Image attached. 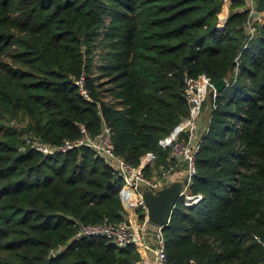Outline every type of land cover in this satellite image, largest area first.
<instances>
[{"label": "trees", "instance_id": "16d2710c", "mask_svg": "<svg viewBox=\"0 0 264 264\" xmlns=\"http://www.w3.org/2000/svg\"><path fill=\"white\" fill-rule=\"evenodd\" d=\"M222 6L0 0V116L24 121L0 129V264H138L132 243L75 237L81 223L124 219L123 178L85 145L42 153L27 136L61 144L106 123L126 160L152 151L168 167L158 140L189 112L184 77L202 72L229 82L210 94L191 184L200 198L174 206L165 264H264V22L250 37L244 0L224 21Z\"/></svg>", "mask_w": 264, "mask_h": 264}, {"label": "built area", "instance_id": "2783aa9c", "mask_svg": "<svg viewBox=\"0 0 264 264\" xmlns=\"http://www.w3.org/2000/svg\"><path fill=\"white\" fill-rule=\"evenodd\" d=\"M231 1L224 0L222 10L219 13L220 21L227 18L229 10L224 11L223 8H225V4L229 5L230 8ZM244 6L249 11L248 32L251 37L256 31L254 21L257 19L264 22V12L260 13L258 17L252 16L256 10L257 0H244ZM224 80L225 84H228L229 80ZM184 81V93L189 104V112L169 134L159 138L158 144L169 150V156L173 159V163L168 167L162 165L157 168L155 166L157 174L153 173L156 156L152 151L143 154L140 163L137 165L118 154L115 151L111 129L106 123L96 135L91 134L85 125L80 124V137L75 140H65L61 144L27 136V141L42 153L63 152L75 146L85 145L101 156L116 174L123 178L119 196L126 212L124 219L118 223H81L75 237L103 236L117 246L132 243L140 253V258L137 260L138 264H165L167 253L163 233L164 225H158L149 220V209L145 203L143 191L145 189L156 191L172 181L170 176L176 169L175 166L179 164L181 166L179 179L184 180L186 178L187 180L182 185L179 200L182 199L185 205H190L200 198L199 193L191 191V184L192 177L196 172V154L202 133L207 126L204 127L201 122L203 103L207 95L216 96L219 92L215 89V82L204 72L197 76L186 75ZM77 83L81 85V91L86 96L87 91L83 88L82 79L77 80ZM146 166H149L152 171L151 175L147 174Z\"/></svg>", "mask_w": 264, "mask_h": 264}, {"label": "water", "instance_id": "95a60500", "mask_svg": "<svg viewBox=\"0 0 264 264\" xmlns=\"http://www.w3.org/2000/svg\"><path fill=\"white\" fill-rule=\"evenodd\" d=\"M262 12H264V0H257L256 10L252 16L258 17ZM82 39L84 42V38ZM214 85L217 91H221L225 87V80H217ZM186 181V178L184 180H173L156 191L150 189L143 191L144 200L149 209V220L151 222L164 225V227L168 224L173 208L180 199L179 193L182 185ZM53 255L54 253L51 252L50 256L52 257Z\"/></svg>", "mask_w": 264, "mask_h": 264}, {"label": "rangeland", "instance_id": "374dc122", "mask_svg": "<svg viewBox=\"0 0 264 264\" xmlns=\"http://www.w3.org/2000/svg\"><path fill=\"white\" fill-rule=\"evenodd\" d=\"M210 103H211V101H210V94H209V95H207V97H206V99H205V101L203 103V117L204 118H206L207 115H208V112H209V109H210ZM10 122H13L14 125H19V127L24 124V121L23 122H19V123H15L14 120H12V119L10 120L8 117L0 116V129L4 128L2 124H8Z\"/></svg>", "mask_w": 264, "mask_h": 264}, {"label": "crops", "instance_id": "0c3cea01", "mask_svg": "<svg viewBox=\"0 0 264 264\" xmlns=\"http://www.w3.org/2000/svg\"><path fill=\"white\" fill-rule=\"evenodd\" d=\"M223 3H224V0H223ZM224 9V11H226L227 9L229 10V5H227V4H225V8H223ZM207 120H208V116L206 117V118H204V117H202V120H201V122H202V125H204V127L207 125ZM203 127V128H204ZM155 167V165L153 164V171H154V168ZM175 168L176 169H174V171H173V173L171 174V180L173 181V180H178L179 179V172H180V168H181V166L178 164V166H175ZM180 169V170H179ZM154 174H157V170L155 169V171L153 172ZM180 180V179H179ZM171 182V181H170ZM147 259H149V258H147Z\"/></svg>", "mask_w": 264, "mask_h": 264}]
</instances>
